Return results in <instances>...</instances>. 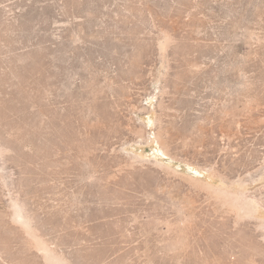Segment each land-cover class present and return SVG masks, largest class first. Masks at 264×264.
Returning a JSON list of instances; mask_svg holds the SVG:
<instances>
[{"label":"rangeland","instance_id":"obj_1","mask_svg":"<svg viewBox=\"0 0 264 264\" xmlns=\"http://www.w3.org/2000/svg\"><path fill=\"white\" fill-rule=\"evenodd\" d=\"M0 264H264V0H0Z\"/></svg>","mask_w":264,"mask_h":264},{"label":"bare ground","instance_id":"obj_2","mask_svg":"<svg viewBox=\"0 0 264 264\" xmlns=\"http://www.w3.org/2000/svg\"><path fill=\"white\" fill-rule=\"evenodd\" d=\"M21 207V206H20ZM18 214V213H17ZM17 218V217H16ZM22 218V217H21ZM27 218V217H26ZM23 224H24V228H25V230H27L29 233L30 232H32V226H33V224L31 225V223H29V221H26V220H23ZM23 228V229H24ZM34 228V227H33ZM27 232V233H28ZM36 240V239H35ZM34 242V241H33ZM32 242V243H33ZM48 243V242H47ZM35 244H36V241H35ZM38 245H36V246H39L43 251H44V253H45V256L46 257H51V254H50V249H49V247L47 246V244L44 242V239L43 240H39L38 241V243H37Z\"/></svg>","mask_w":264,"mask_h":264}]
</instances>
